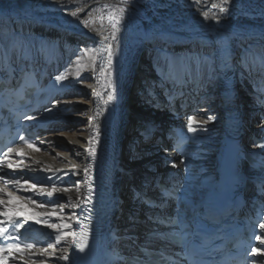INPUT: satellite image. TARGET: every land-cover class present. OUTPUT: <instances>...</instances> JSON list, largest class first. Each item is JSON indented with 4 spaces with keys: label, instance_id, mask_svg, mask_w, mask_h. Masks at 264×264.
<instances>
[{
    "label": "bare ground",
    "instance_id": "obj_1",
    "mask_svg": "<svg viewBox=\"0 0 264 264\" xmlns=\"http://www.w3.org/2000/svg\"><path fill=\"white\" fill-rule=\"evenodd\" d=\"M224 45L235 71L233 91L246 96L264 79V0H0V76L37 65L49 103L41 119L54 127L43 141L14 150L4 166L9 185L0 182V213L35 215L33 227L47 239L20 253L25 262L80 263L83 252L73 237H55L69 232L81 239L79 214L96 194L105 204L100 243L110 235L120 246L124 237L153 239L141 223L146 209L130 189L139 176L180 175L182 208L196 209L213 185L222 148ZM182 92L189 101L200 93L205 107L192 117V151L172 165L169 154L142 146L135 127L174 122L155 100ZM109 94L114 99L105 104ZM250 100L246 116L255 110ZM64 250L67 261L59 259Z\"/></svg>",
    "mask_w": 264,
    "mask_h": 264
},
{
    "label": "snow or ice",
    "instance_id": "obj_2",
    "mask_svg": "<svg viewBox=\"0 0 264 264\" xmlns=\"http://www.w3.org/2000/svg\"><path fill=\"white\" fill-rule=\"evenodd\" d=\"M228 3H229V0H222V4L227 5ZM219 11H220V13H225V14H226L227 11H228V9H227L226 7H223V6H222V7H220ZM121 13H123V9H121ZM71 15H72V16H77V13H76V12H72ZM204 16H205V19H209L207 13H205ZM121 18H122V17H121ZM212 19L219 20V16H215V15H214V16L212 17ZM117 30H118V29H117ZM113 38H115V37H113ZM112 55H113L112 52L109 51V53H108V67H109V69H111V67H112ZM57 79H58V80H61V79H64V77H57ZM113 99H114L113 95H112V94H109V95H108V100L105 101V104H107L109 101H111V100H113ZM47 111H50V109H48ZM193 119H194V118H192V117L189 118V122H188L187 127H188V129H189L190 131L195 132V131H196V128H194V127L192 126V121H193ZM208 119L211 120V119H214V117H209ZM97 134H98V133H97ZM20 139L23 140L24 138L21 137ZM90 139H94V138H91V137H90ZM29 146L31 147L32 145H29ZM8 151L11 152V151H13V149H12V148H9ZM8 167H9V168H13V167H15V165L9 163V164H8ZM84 171H85V172H88V169H84ZM16 183L18 184L19 182L16 181ZM31 187L34 189L36 186H35V185H32ZM89 190L91 191V188H89ZM53 191L55 192L56 189L53 188ZM61 191H63V192H67L68 189H63V190H61ZM48 195L51 196L52 193H48ZM8 196H9L11 199H14V200H18V199H19L18 197H12V193H8ZM69 199H70V198H69ZM90 201H91V196H89V202H90ZM3 203H4L3 201H0V204H3ZM9 203H11V200L9 201ZM33 203H35V201H33ZM13 211H14V210L10 209V210H8V211H4V212L0 213V215H3L4 217H7L9 221H12L13 217H12V214H10V213H13ZM14 215L17 216V217H19V216H24L25 213L20 212V211H14ZM51 215L55 216L56 213H51ZM27 219H28V220H35L36 217H35V215H33V216H28ZM37 222H40V221H37ZM0 223H2V222H0ZM44 223H46V221H44ZM21 226H22V223H21L20 221L17 220V221H14V222H13V228H14V229H17V230H18L19 227H21ZM47 226H48L49 228H52V229H56V228L58 227L56 224H48ZM259 227H260V228H264V224H260ZM5 232H6V229L3 228V227H0V237H4V233H5ZM69 235H71V236L73 237L72 243L75 244V247H76L77 249H79L80 252H83V251L85 250V248L87 247V232L84 231V232L81 233V239H80L79 241L76 239V234H75V233H69V232H64V233H63V237H61L60 235H56L55 239H56L57 242H59L62 238H65V239H66ZM4 238H7V237H4ZM255 239H256V240H261V236L258 235V236L255 237ZM262 245H264V241H262ZM34 246H35V245H33V244H27V247H28V248H33ZM48 247L54 249V248H55V244H49ZM11 249H15V250L18 251V252H22V251H23V249H21V247H20V245H19L18 243H17V244H12V245H10V246H9V250H11ZM4 251H5L4 248H0V253H3ZM43 251L46 253V252H47V249H44ZM64 252H65V254L62 255L61 257H59V259H60V260L67 261V260L69 259V257H68V255H67L66 250H64ZM251 252H252V253H256V254H262V253H264V247H262V248H253V249L251 250ZM0 260H3V257H0ZM4 264H6V261H4ZM251 264H256V261L253 260V261L251 262Z\"/></svg>",
    "mask_w": 264,
    "mask_h": 264
},
{
    "label": "rangeland",
    "instance_id": "obj_3",
    "mask_svg": "<svg viewBox=\"0 0 264 264\" xmlns=\"http://www.w3.org/2000/svg\"><path fill=\"white\" fill-rule=\"evenodd\" d=\"M145 30H146V29L144 28V29H143V32H144V33H147Z\"/></svg>",
    "mask_w": 264,
    "mask_h": 264
}]
</instances>
